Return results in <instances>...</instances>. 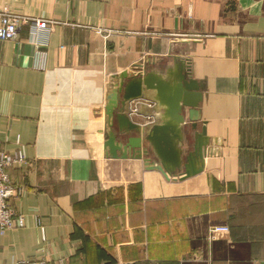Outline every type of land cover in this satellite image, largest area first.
<instances>
[{
    "label": "crops",
    "instance_id": "0c3cea01",
    "mask_svg": "<svg viewBox=\"0 0 264 264\" xmlns=\"http://www.w3.org/2000/svg\"><path fill=\"white\" fill-rule=\"evenodd\" d=\"M0 7L52 21L0 40V147L26 157L7 170L22 189L9 203L25 225L0 240V264L264 261V0ZM181 63L203 92L197 129L188 114L185 123V155L203 158L198 171L167 176L109 154L106 106L118 77L152 72L170 89ZM156 93L131 102L134 122H161ZM213 226L229 231L211 239Z\"/></svg>",
    "mask_w": 264,
    "mask_h": 264
},
{
    "label": "water",
    "instance_id": "95a60500",
    "mask_svg": "<svg viewBox=\"0 0 264 264\" xmlns=\"http://www.w3.org/2000/svg\"><path fill=\"white\" fill-rule=\"evenodd\" d=\"M179 68L180 72L170 89H167L168 86L162 87L161 81L156 86L152 72L131 75L123 72L118 77L106 106L110 117L106 129L110 132L106 130L103 135L109 154L113 157L142 158L146 163L160 168L167 176L184 177L198 171L194 159L201 164L203 158L189 159L185 155V123L188 114L190 130L197 129L203 92L200 82L192 78L183 63ZM154 89L157 93L152 98L162 108L163 116L161 122L148 128L133 121L131 102L147 98L146 91Z\"/></svg>",
    "mask_w": 264,
    "mask_h": 264
},
{
    "label": "built area",
    "instance_id": "2783aa9c",
    "mask_svg": "<svg viewBox=\"0 0 264 264\" xmlns=\"http://www.w3.org/2000/svg\"><path fill=\"white\" fill-rule=\"evenodd\" d=\"M36 24L38 30H49L52 22L46 19L34 18L16 14L6 7H0V40H14L18 37L21 25L27 21ZM26 162L22 151L9 152L0 147V240L12 229L22 228L25 217L10 203L9 199L20 195L22 189L12 181L8 168ZM199 162H197L198 164ZM228 226H213L210 229V238L217 237L218 232H228ZM12 264H48L40 258L20 259Z\"/></svg>",
    "mask_w": 264,
    "mask_h": 264
},
{
    "label": "rangeland",
    "instance_id": "374dc122",
    "mask_svg": "<svg viewBox=\"0 0 264 264\" xmlns=\"http://www.w3.org/2000/svg\"><path fill=\"white\" fill-rule=\"evenodd\" d=\"M14 13V12H13ZM17 14V13H16ZM22 15V14H21ZM30 21V20H29ZM29 21H27V22H29ZM52 22V21H51ZM26 23V22H25ZM24 24V23H23ZM22 24V25H23ZM22 25H21V28H22ZM21 28H20V30H21ZM20 33V32H19ZM19 35V34H18ZM4 41V40H3ZM203 163L201 162V165H202Z\"/></svg>",
    "mask_w": 264,
    "mask_h": 264
}]
</instances>
